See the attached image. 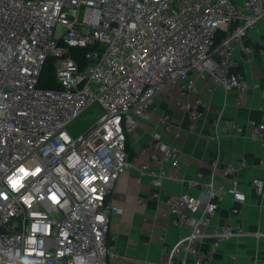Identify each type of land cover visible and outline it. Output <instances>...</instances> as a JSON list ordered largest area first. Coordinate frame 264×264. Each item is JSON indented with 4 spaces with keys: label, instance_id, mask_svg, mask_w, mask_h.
<instances>
[{
    "label": "built area",
    "instance_id": "obj_1",
    "mask_svg": "<svg viewBox=\"0 0 264 264\" xmlns=\"http://www.w3.org/2000/svg\"><path fill=\"white\" fill-rule=\"evenodd\" d=\"M263 16L264 0H0V264H107L118 255L106 243L113 212L107 197L131 167L153 184L169 178L206 194L205 201L187 192L167 201L162 214L183 233L163 264H209L232 237L253 236L264 251V229L246 231L239 221L207 228L219 207L213 184L219 144L209 174L199 170L190 179L178 175L179 149L160 133L133 160L126 150L155 95L179 81L193 89L192 71L214 86L245 90L232 53L237 46L247 60L264 57V48L245 41ZM71 48L84 49L83 66ZM48 57L55 59L57 86L39 87ZM95 104L102 113L73 135L69 126ZM181 105L194 129L206 104ZM161 123L170 130L168 113ZM221 129L240 131L235 121ZM252 137L264 145V115ZM144 154L150 162L135 166ZM245 165L236 158L222 166L231 177L221 186L235 202L231 216L246 199L236 176ZM253 186L263 194L264 180L255 178Z\"/></svg>",
    "mask_w": 264,
    "mask_h": 264
},
{
    "label": "crops",
    "instance_id": "obj_2",
    "mask_svg": "<svg viewBox=\"0 0 264 264\" xmlns=\"http://www.w3.org/2000/svg\"><path fill=\"white\" fill-rule=\"evenodd\" d=\"M245 41L256 48H264V16L247 31ZM232 60L247 80L245 90H226L221 85L214 86L207 77L202 78L197 71H192L191 75L195 78L193 89L186 90L185 81H179L155 95L148 106V116L139 118L136 127L128 134L126 150L127 157L133 160L138 150L150 143L152 135L160 133L163 141L179 149L178 175L190 179L199 170L209 174L219 144V163L213 181L220 197L219 207L211 216L207 228L239 221L244 230L253 231L264 229V191L262 195H257L253 186L255 178L264 180V145L252 137L253 127L264 115V96L261 95L264 57L254 55V59L247 60L236 46ZM197 99L206 106L195 128L191 129L189 112L181 104ZM165 113L171 117L169 131H164L161 123ZM219 114L220 121L216 125ZM224 121L237 122L240 131H223ZM236 158L246 160V165L236 175L246 199L238 204L237 216H231L230 209L235 202L221 188L229 186L231 177L224 175L222 166L226 160ZM140 162H150L149 155L140 157L135 166ZM163 166L170 169L167 162ZM151 167L157 169L158 164L151 162ZM182 192L206 200L201 188L190 187L169 178L156 185L149 176H140L137 167L122 172L107 197L113 212L109 219L106 243L113 245L118 252V255L107 259V264H163L166 249L183 233V229L175 226L162 212L167 201ZM231 255H235L234 264H264V251L253 236L232 237L222 241L209 264H229Z\"/></svg>",
    "mask_w": 264,
    "mask_h": 264
},
{
    "label": "trees",
    "instance_id": "obj_3",
    "mask_svg": "<svg viewBox=\"0 0 264 264\" xmlns=\"http://www.w3.org/2000/svg\"><path fill=\"white\" fill-rule=\"evenodd\" d=\"M71 55L78 60L80 66L85 64L84 60V49L83 48H71ZM54 61L55 59L52 57H48L46 63L42 69V72L39 77L38 86L52 88L56 87L55 77H54ZM234 70H238L237 67H234Z\"/></svg>",
    "mask_w": 264,
    "mask_h": 264
},
{
    "label": "rangeland",
    "instance_id": "obj_4",
    "mask_svg": "<svg viewBox=\"0 0 264 264\" xmlns=\"http://www.w3.org/2000/svg\"><path fill=\"white\" fill-rule=\"evenodd\" d=\"M63 26H56V33H60L63 30ZM102 113L100 106L93 105L91 108L87 109L82 115H80L77 119H75L72 124L69 126V131L75 135L78 132L86 129L96 118L98 115Z\"/></svg>",
    "mask_w": 264,
    "mask_h": 264
}]
</instances>
